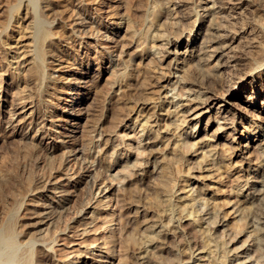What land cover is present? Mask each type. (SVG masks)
Returning a JSON list of instances; mask_svg holds the SVG:
<instances>
[{
	"label": "bare ground",
	"instance_id": "1",
	"mask_svg": "<svg viewBox=\"0 0 264 264\" xmlns=\"http://www.w3.org/2000/svg\"><path fill=\"white\" fill-rule=\"evenodd\" d=\"M79 1L12 0L0 18V48L8 49L0 131L3 122L22 128L16 159L0 163V264H84L86 254L101 257L96 264H264V116L234 101L256 88L246 77L264 76V0H182L184 8L174 0H117L105 13L96 0ZM76 16L82 23L71 26ZM28 19L20 29L26 48L13 51L1 34L12 20ZM88 31L84 45L96 46L98 57L80 66L78 80L93 68L97 94L92 108L66 112L93 117L69 166L65 137L80 126L47 129L55 119L46 95L56 86L48 70L67 56L69 32L83 39ZM102 70L110 72L108 86ZM5 74L18 87L11 117ZM27 86L36 95L22 92ZM61 99L78 101L72 93ZM85 185L95 205L73 208L70 192ZM112 199V212L99 208L112 209ZM66 229L75 238L91 232L96 242L58 255L54 233Z\"/></svg>",
	"mask_w": 264,
	"mask_h": 264
},
{
	"label": "rangeland",
	"instance_id": "2",
	"mask_svg": "<svg viewBox=\"0 0 264 264\" xmlns=\"http://www.w3.org/2000/svg\"><path fill=\"white\" fill-rule=\"evenodd\" d=\"M96 1H97V4L100 3L101 6H104V8H102V10H99V12H101V13H105L106 8H107V4L117 5V2H116L117 0H102V1L101 0H96ZM207 1H213V0H207ZM235 1L236 2H239L240 0L239 1L234 0L232 2H235ZM13 2H14V0H13ZM172 2L178 3V4H175L176 6L177 5L178 6H181L182 5L181 7L184 8V6H183L184 3H183L182 0H174ZM172 2H170V3H172ZM11 3H12V0L11 1L10 0H0V18H2V16H1L2 13H5L4 11L7 10L6 9L7 8L6 6L7 5H10ZM80 5H81V3H80L79 0H73V3H72V6L73 7H76V6L79 7ZM228 5H230V3H228L226 6H228ZM222 14L221 15L223 16V18H227L228 13L226 14V13L222 12ZM224 14L227 15V16H225ZM76 17H75L76 23H75V21L72 22V25L71 26H74V25L75 26H79L82 23L81 18H79L78 16H76ZM31 20L28 19L27 21H24L21 24L18 21L12 20L11 21V24H9V26L7 27L8 30H7V32H5L6 34L4 32L1 34L2 35L1 41L2 42L9 41L10 42L9 48L12 49L13 51H16V52L17 51H19V52L23 51V49L26 48V45H24V44H27L28 41L27 40H24V41L21 40V39H24L25 38L24 37L25 36V34H24L25 32H22L20 29H21V26L23 24H24V26H26V27L28 26L29 27L32 24V21ZM108 21L109 22H107V24L110 26V29L111 30L118 29V26L117 25L111 23L112 20H108ZM55 23H56V21H55ZM84 23H88V22L86 21ZM90 32H92V31H88L87 35H84V36H86V38H83V39L80 38L78 32L76 33L77 35L75 33L69 32V34L67 35V37H68L67 40H68V43L70 42L69 43L70 46L68 47V54H67V56L66 55H63L61 57L62 59L60 58L62 60V64L61 65H58V66H54L59 61H61L60 59L59 60H52V58H49V60H48L49 63H51L53 61L51 63V68H49L48 72L49 73H52L51 74L52 76L54 74L53 79H54V82L56 83V86L57 87L55 86V89L51 88V92L53 93V95H50V98H49V93L46 95V99L47 100L49 99L50 101L51 100L52 101L50 102L48 100L49 104H48L47 107L45 106V108L48 111V113H50V114L52 113L51 115H53V119H55V120H53V123H49L48 122L46 124V125H48V127L46 126L47 129L49 128L52 131L54 130L55 132L56 131L58 132L60 129H62V127H60L61 124L62 125H66L67 127H71L72 128V127H75V126L76 127H79V126L81 127V125L85 124L86 122L89 123V124L86 123L87 129L88 128L89 129L86 130L85 132L84 131L81 132L79 130V129H81L80 127L77 128V129L74 128L73 132L70 133L72 135L65 137V140L68 141L67 144L69 145V147L67 146L64 151L66 152L65 155H67V159L70 160V161H68V164L70 162L71 165H74V158H72V157H74V153H75L72 150V146L74 145V142L75 141H80V142L82 141L83 142L85 140L84 142H86V139L88 140L90 138L89 137L90 136V133H91V131H90V125H92L93 117H91V115L90 116L89 115L88 116L87 115L86 116L84 115V116H81V119H77V118H75V119L70 118L69 119L68 118V115L66 114V112L69 109H71L73 106L78 111H84V110L86 111L87 107H89V104H90V107L88 109L92 108L93 98H95V96H96L95 94H97V91H96L97 88L94 87V86H92V85H94L95 79L97 80V78H95V74H94L95 71H93V68H91L89 70V71L92 72L91 75L88 76V77H86V78H84V81L83 80L82 81H79L78 80V79H81V77H82L81 72L83 71L80 68V66L82 64H84V62H86V61H88V62L89 61H93L95 58L98 57V54H97L98 52L96 51V46H95V48H89V47L87 48L84 45V42L87 41V39L89 37H92ZM73 36H74V38H73ZM102 40H107L108 41L109 38H107V37L104 36V37H102ZM4 48H0V66L1 67L4 66L6 56H8V53H6L8 49L7 48L4 49ZM108 65L109 64H106V66H108ZM110 76L111 75H110V72L109 71L102 70L101 76L99 77L100 78L99 81L101 83V86L103 84H104V86H106V81H107V86L109 85L108 82L111 80V79L109 80ZM262 76L263 75H261V76H249V77H246L244 79V81L247 82V81L253 80L255 82V87L256 88H254L252 85H249L247 87V89L242 90V94H240V97L238 99H235L234 100L237 104L241 105V107L245 108L246 110L247 109L250 110V112L253 113V114H255L256 116H259V114L262 115V116H264V76L263 77ZM0 78H1V75H0ZM3 79L4 80H8L10 83H12V79H11V77L9 75H6L5 74ZM68 81H72L73 82V86L70 87V88L67 86V82ZM13 85L14 84L12 83V85L9 88V90L6 91V92H3V96H2V99H9L10 100L9 101L10 105H8L7 106V109H6L7 112H9L8 113V116L9 117H11L9 114H12L13 115V111H14L12 104H16L18 102V98H17L18 97L17 96L18 95V93H17L18 92L17 91L18 90L17 89L18 87H14L15 85L14 86ZM23 85H26V84H23ZM58 85H60V86H58ZM31 86H30V88H29V86H27V88L24 87L22 92H26V89H27V92L29 91V93H32V95H36L35 92L33 91V88H31ZM22 87L23 86H21V88ZM58 87L61 88V89H59ZM28 88H29V90H28ZM88 89H90V90H88ZM237 92H239V90L238 91L237 90H233L232 93L228 94L227 96L229 98H232L234 96L233 94H235ZM69 93H72V94L76 95L77 100H78L77 103H70V104H68V102H66L64 99H61V97H67V95ZM249 94H251V95L248 96ZM254 95H256V98H257L258 95H260V97H258V99L256 101L250 100V98L252 96H254ZM10 108H12V110ZM88 117L91 120H89ZM15 118H17V114L14 116V119ZM15 122L17 123V121H15ZM15 122L14 123L3 122L2 126H1V129L2 130L0 131V163L3 161V163H1V165H3V166H4L5 162H6V164H9L11 161H13L14 157L16 159V156L19 153V149H21V147H20L21 145L20 144H22V140H20L21 137H20L19 134L22 132V128H19V129L18 128H15L14 125H13V124H15ZM82 135H83V138H82ZM3 137L6 138V141L2 140ZM85 137H87V138H85ZM18 139H19V141H18ZM48 139L49 138H46V140H48ZM57 140L60 142L62 140V138L61 137L60 138H57ZM14 155H16V156H14ZM72 161H73V163H72ZM70 164H69V166H71ZM3 166H1V167H3ZM75 167H76V165L74 166L73 169H75ZM73 169H71L69 171L70 181H74L76 179V177H77V175L75 173H73L74 172ZM38 170H40V169H38ZM81 172L84 173L85 170L84 169H81ZM65 178H66V176H58L56 178V180H57V182L63 181V182L66 183L67 181L65 180ZM70 193H71V195H69L68 197L71 199L70 206H72L73 208H74V206H77L80 202H81L80 209H83V210H87L89 208H92L95 205V203H93V202L90 203L89 201H87L88 198H89V195L87 194V186L86 185L83 186V187H81V189H79V190H73L72 189V191ZM217 200H218L220 206H222V208L224 209V204H223L224 203V195L222 193L219 195V197H218ZM110 203H112V209H109L110 206H106V205L104 206L103 203L99 206V208H101V207L102 208H107L106 210H108L109 212H112L113 211V208L116 206V202L114 201V199H112L110 201ZM99 211L102 212L103 210L100 209ZM108 211H105V212H108ZM65 214L66 215H64V220H66V221L68 220V223H71L72 218H70V216L67 215V213H65ZM114 226H115V224H113L112 228ZM67 233L73 234V231L72 230H69V229H66V230H60V231H57V233L56 232L54 233L55 234L54 236L57 238V240L55 242V246H56V248H59L58 255L61 254L60 252H63V251L64 252H68V251H71V250L77 249V248H82L83 249V248H85L86 245L87 246L88 245L90 246L91 243L96 242L94 240L95 239L94 238L95 234H93L91 232L87 233L86 235H82L79 238L77 236H76V238H75V236H70ZM66 241H68V242H66ZM78 242H79V244H78ZM80 242H82V243H80ZM85 242H86V244H83ZM99 242H101V241L100 240L99 241L97 240V243H99ZM63 244H65V245H63ZM68 244H69V246H68ZM65 249H66V251H65ZM71 254L72 255L70 257H72L75 253L74 254L71 253ZM99 260H101V257H97L96 256V258H95V255L86 254L85 257L83 258L82 262H84V264H96V263L99 262ZM61 263H62V261H61Z\"/></svg>",
	"mask_w": 264,
	"mask_h": 264
}]
</instances>
